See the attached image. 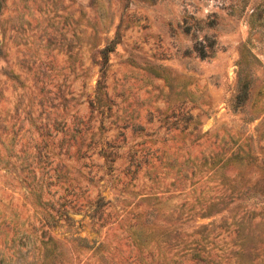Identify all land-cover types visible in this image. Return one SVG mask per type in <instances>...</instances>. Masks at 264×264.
I'll use <instances>...</instances> for the list:
<instances>
[{"label":"rangeland","instance_id":"374dc122","mask_svg":"<svg viewBox=\"0 0 264 264\" xmlns=\"http://www.w3.org/2000/svg\"><path fill=\"white\" fill-rule=\"evenodd\" d=\"M0 264H264V0H0Z\"/></svg>","mask_w":264,"mask_h":264}]
</instances>
